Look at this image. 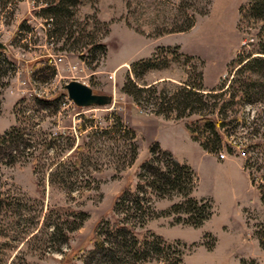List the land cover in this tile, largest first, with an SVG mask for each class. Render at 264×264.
I'll return each instance as SVG.
<instances>
[{
  "label": "rangeland",
  "instance_id": "rangeland-1",
  "mask_svg": "<svg viewBox=\"0 0 264 264\" xmlns=\"http://www.w3.org/2000/svg\"><path fill=\"white\" fill-rule=\"evenodd\" d=\"M245 1L77 0L64 18L65 31L72 33L65 37L45 23L41 0H0V135L17 128L15 143L0 142V264H82L95 224L121 219L113 201L124 187H134L137 166L153 140L194 171L190 196L208 200L211 214L194 227L176 220L183 214L163 212L178 195L153 196L154 214L132 233L140 239L152 232L172 242L170 260L152 256L134 264H172L179 252V264H264V204L243 168L245 139L224 138L216 153L206 152L184 127L196 114L165 119L151 112L149 99L136 105L121 91L127 78L140 87L171 89L194 81L196 72L205 89L226 84L240 46L257 41L259 22L236 26ZM189 15L194 21L188 30L157 34ZM157 47L165 66L134 77L131 63ZM69 80L111 95V102L74 106L64 89ZM114 116L133 131L131 163L126 134ZM77 125L84 128L79 133ZM69 210L85 214L75 230Z\"/></svg>",
  "mask_w": 264,
  "mask_h": 264
},
{
  "label": "trees",
  "instance_id": "trees-1",
  "mask_svg": "<svg viewBox=\"0 0 264 264\" xmlns=\"http://www.w3.org/2000/svg\"><path fill=\"white\" fill-rule=\"evenodd\" d=\"M41 4L39 8L45 23L56 28L53 33L63 34L64 18L71 16L73 11L69 9L74 8L77 0H41ZM203 13L205 10L199 12ZM237 14V29L242 30L259 22L256 27L257 41L254 44L246 42L240 46L231 61L226 84L205 89L201 72H196L194 81L186 79L171 89L160 87L156 90L155 84L140 87L127 78L121 91L130 96L136 105H140L141 100L149 99L153 107L151 112L165 119L177 120L196 114L194 120L184 121V127L188 137L206 152L216 153L217 149L224 146V138L231 137V142L237 140L238 136L245 139L242 143L245 154L243 168L247 171L250 184L256 186L259 201L264 204V0H246L239 5ZM193 21V15L184 16L180 22L169 23V27L160 29L157 34L186 31ZM64 34L65 37L72 35L67 31ZM97 47L104 50L102 44ZM159 50L157 47L151 56L131 63L134 77L140 76L146 70L165 66V63L158 61L156 52ZM172 50H177V47H172ZM38 62L46 64L45 60ZM55 99L53 101L57 102V98ZM37 101L44 104L50 102L43 99ZM248 106H256L257 109L251 113V110L246 109ZM114 118L119 130L126 134L128 163H131L136 156L133 131L125 127L117 116ZM15 128L1 134L0 142L15 143L12 136L17 129ZM83 129L81 125L76 126L78 133ZM236 132L242 133L236 135ZM225 147L230 152L231 145L228 143ZM75 148L78 151L81 146L76 145ZM252 167L255 171H260V177L254 175ZM136 175L134 187H124L113 201L112 211L121 214V219L115 218L112 222L100 220L95 224L91 248L84 252L82 264H88L90 260L105 264H134L152 256L163 261L170 260L168 254L171 253L172 242L152 232L140 239H136L132 233L135 224L142 225L154 214L151 209L153 196L160 198L171 194L178 195L179 200L163 212L173 210L177 214H183V217H177L176 220L194 227L210 216L209 201L190 196L196 182L194 171L169 150L161 148L156 141L153 140L147 145L146 157L138 164ZM64 210L66 209L59 211ZM66 212L72 218L70 229H77L85 214L81 211ZM64 240L61 239L60 242ZM176 256L173 257L172 264L180 263L181 253Z\"/></svg>",
  "mask_w": 264,
  "mask_h": 264
},
{
  "label": "water",
  "instance_id": "water-1",
  "mask_svg": "<svg viewBox=\"0 0 264 264\" xmlns=\"http://www.w3.org/2000/svg\"><path fill=\"white\" fill-rule=\"evenodd\" d=\"M3 44L0 42V49ZM66 97L76 107L104 106L111 102V95L93 93L91 88L77 80L64 84Z\"/></svg>",
  "mask_w": 264,
  "mask_h": 264
},
{
  "label": "built area",
  "instance_id": "built-area-1",
  "mask_svg": "<svg viewBox=\"0 0 264 264\" xmlns=\"http://www.w3.org/2000/svg\"><path fill=\"white\" fill-rule=\"evenodd\" d=\"M219 156H220V158L222 157V155H221V154H220Z\"/></svg>",
  "mask_w": 264,
  "mask_h": 264
}]
</instances>
